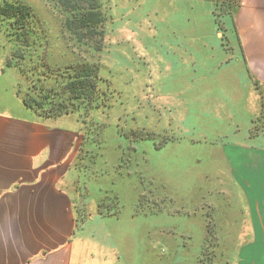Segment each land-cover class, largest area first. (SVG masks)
Instances as JSON below:
<instances>
[{
    "label": "crops",
    "instance_id": "0c3cea01",
    "mask_svg": "<svg viewBox=\"0 0 264 264\" xmlns=\"http://www.w3.org/2000/svg\"><path fill=\"white\" fill-rule=\"evenodd\" d=\"M216 12L218 0H166L162 23L170 30L158 41L168 70L161 73L182 91L188 141L166 150L183 158L164 157L161 168L181 167L184 174L160 185L156 161L145 175L136 170L142 175L135 180L143 185L148 177L153 196L166 186V196L194 214L183 228L201 236L211 263L212 252L222 251L221 264H264V0H241L233 13ZM142 21L148 27L151 18ZM232 28L238 52L230 51ZM217 30L222 51L215 50ZM57 121L27 108L21 115L0 110V264H93L87 229L95 215L79 226L77 213L83 136ZM105 220L113 228L105 238L125 258L115 264H131L136 245L130 232L117 217Z\"/></svg>",
    "mask_w": 264,
    "mask_h": 264
},
{
    "label": "rangeland",
    "instance_id": "374dc122",
    "mask_svg": "<svg viewBox=\"0 0 264 264\" xmlns=\"http://www.w3.org/2000/svg\"><path fill=\"white\" fill-rule=\"evenodd\" d=\"M21 1L33 6L46 34L44 29L38 30L37 38L30 37L26 45L11 38L6 30L9 24L0 21V110L21 115L22 108H27L22 97L33 86L40 89V100L50 105L53 97L46 98L44 94L54 96L56 87L64 81L63 74L71 72L72 65L80 64L73 61L101 65L102 94L108 106L87 114L75 110L54 118L41 117L58 120L83 136L76 159L77 213L79 226H86L87 217L95 215L87 226L89 230L85 227L92 237L87 242L91 262L125 261L117 245L105 238L113 234L110 221L104 224L105 217L114 216L135 241L131 264H213L201 236L187 234L183 228V224L188 227L194 214L189 217L190 211L185 212L170 200L166 186H160L162 191L153 196L148 177L142 178L143 185L135 180L142 175L136 170L145 175L156 161L160 164V185L166 177L177 183L184 174L181 167L173 172L161 168L164 157L183 158L180 152L173 155L169 151L178 150L174 147L181 148L188 141L182 123V91L171 88L161 73L168 70L163 65L168 62L166 50L158 41L170 30L162 23L166 22V0H143V4L141 0H101L106 21L105 34L97 41H101L100 49L63 29L65 15L52 0ZM144 18H151L150 26H142ZM228 34L230 51L238 52L237 33L232 28ZM223 37L217 30L216 51L223 50ZM20 50L24 57L19 55ZM86 229L83 228L85 233ZM82 235L76 234V244L82 243ZM212 253L214 264H221L222 251Z\"/></svg>",
    "mask_w": 264,
    "mask_h": 264
},
{
    "label": "trees",
    "instance_id": "16d2710c",
    "mask_svg": "<svg viewBox=\"0 0 264 264\" xmlns=\"http://www.w3.org/2000/svg\"><path fill=\"white\" fill-rule=\"evenodd\" d=\"M52 1L65 15L63 29L79 41H87V43L91 41L97 45L96 49L101 48V41H97L98 37H101L99 39L102 40V36L105 34L104 24L106 21L101 0ZM240 5L241 0H218L219 12H216V15L219 17L222 13H233ZM219 20L218 18V22ZM0 21L9 24L6 26V30L8 29L7 34L11 38L26 45L30 44V37L37 38L41 30L44 29V34H46V28L33 6L21 0H0ZM19 52L21 57L25 56L22 50ZM73 62L80 64L72 65L73 71L71 70L67 75L63 74L64 81L62 80L63 82H60L56 87L54 96L53 93L44 94L46 98L53 97L50 105L40 100V89L35 86L22 97L24 105L44 118L58 117L75 110L87 114L90 110L108 106L105 95L102 94L101 65L98 62Z\"/></svg>",
    "mask_w": 264,
    "mask_h": 264
}]
</instances>
